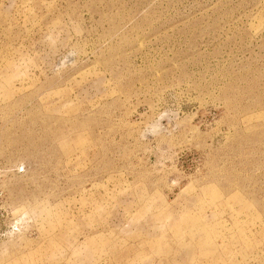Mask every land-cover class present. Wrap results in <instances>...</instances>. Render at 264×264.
<instances>
[{
	"label": "rangeland",
	"instance_id": "1",
	"mask_svg": "<svg viewBox=\"0 0 264 264\" xmlns=\"http://www.w3.org/2000/svg\"><path fill=\"white\" fill-rule=\"evenodd\" d=\"M0 264H264V0H0Z\"/></svg>",
	"mask_w": 264,
	"mask_h": 264
}]
</instances>
